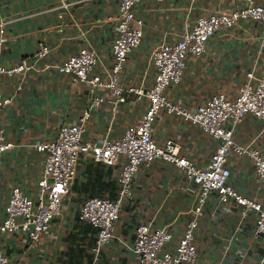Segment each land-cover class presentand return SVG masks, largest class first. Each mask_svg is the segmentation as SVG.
Segmentation results:
<instances>
[{
	"label": "crops",
	"instance_id": "obj_1",
	"mask_svg": "<svg viewBox=\"0 0 264 264\" xmlns=\"http://www.w3.org/2000/svg\"><path fill=\"white\" fill-rule=\"evenodd\" d=\"M264 4V0H256ZM243 0H142L136 13L143 21L140 45L127 58L120 74L125 89L149 88L155 78L151 55L163 43L177 41L202 15L229 11ZM119 0H0V23L6 22L0 45V64L13 66L33 60L39 44L49 46L48 55L26 73L0 76V90L12 102L0 112V125L14 147L0 159V223L15 186L35 197L42 174L44 154L35 145L54 140L64 123H76L90 107L92 95L86 83H74L57 66L81 49L97 52L95 73L104 74L113 63L112 47L117 38ZM2 34L0 33V38ZM264 74V31L256 21H242L229 31L218 32L201 56H191L180 84L167 89L174 102L188 108L204 103L217 92L234 96L246 73ZM21 85L22 89L17 90ZM105 102L92 109L85 140L117 138L145 113L148 100L125 91V102L116 103L106 89H98ZM259 136L264 146L262 122L248 115L236 130V139L248 142ZM153 136L158 144L178 139L180 153L205 165L217 147L216 141L182 118L162 111ZM231 183L241 193L264 201V185L246 157H232ZM121 164L107 165L92 154H81L76 177L67 189L61 213L50 230L33 242L23 232L0 233V251L11 264H138L137 255L126 245L135 239L137 226L151 222L167 227L177 241L192 211L196 188L173 164L157 160L142 167L133 196L122 205L117 236L99 253L94 251L97 229L79 220L84 201L94 196L116 199ZM215 199V198H214ZM255 217L240 220V207L231 201L204 207L196 232L200 264H264V237L253 236Z\"/></svg>",
	"mask_w": 264,
	"mask_h": 264
},
{
	"label": "built area",
	"instance_id": "obj_2",
	"mask_svg": "<svg viewBox=\"0 0 264 264\" xmlns=\"http://www.w3.org/2000/svg\"><path fill=\"white\" fill-rule=\"evenodd\" d=\"M141 1L119 0L118 34L112 47L113 63L104 74L95 73L99 57L90 48L81 49L57 66L58 71L70 75L74 83L88 84L92 95L91 105L76 123L62 124L54 140L35 145L44 154L37 194L32 197L19 186L12 189L5 206V217L0 223L1 234L23 232L31 241H39L61 213L63 197L76 177L81 154L90 153L97 161L107 165L121 164L118 197H90L84 201L79 212L81 222L97 229L96 253L117 236L122 205L133 196V187L141 168L149 167L157 160L180 169L186 180L196 188V197L192 218L177 241L167 227H156L151 222L137 226L133 243L126 246L137 255L138 264H200L196 232L204 207L212 198H215L217 207L234 201L240 207L241 221L253 214V236L264 237V201L255 195L241 193L234 187L229 165L234 156L248 158L264 185V146L257 144L260 135L248 142L236 139V130L248 115L259 119L264 127V74L256 76L254 71H249L234 96L217 92L194 108L178 104L167 95L168 87L181 83L189 58L205 54L208 43L218 32L229 31L242 21L259 22L264 31V4L256 0H243L234 9L202 15L194 24L187 23V30L177 41L163 43L154 49L151 55L155 68L152 85L147 89L142 86L125 89L120 74L128 55L140 45L143 37L144 21L136 13ZM5 24L0 23V45ZM49 52V46L40 43L33 60L24 58L13 66L0 64V76L26 73ZM100 88L115 97L116 103L125 102V91L134 92L138 99L147 98V108L143 116L136 123L128 125L121 136L114 139L105 137L98 142L85 140L84 133L92 109L106 100L96 93ZM20 89L22 86L18 85L17 90ZM12 100L13 97H5L0 90V112ZM162 111L198 126L216 141L217 147L205 165H198L182 155L178 139L171 138L163 145L158 144L153 129ZM13 147L6 128L0 125V159ZM0 264H11L1 251Z\"/></svg>",
	"mask_w": 264,
	"mask_h": 264
},
{
	"label": "rangeland",
	"instance_id": "obj_3",
	"mask_svg": "<svg viewBox=\"0 0 264 264\" xmlns=\"http://www.w3.org/2000/svg\"><path fill=\"white\" fill-rule=\"evenodd\" d=\"M215 199L214 198H212L211 200H210V202H213Z\"/></svg>",
	"mask_w": 264,
	"mask_h": 264
}]
</instances>
